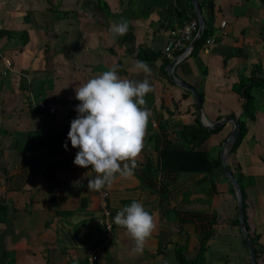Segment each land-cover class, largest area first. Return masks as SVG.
<instances>
[{"label": "crops", "instance_id": "1", "mask_svg": "<svg viewBox=\"0 0 264 264\" xmlns=\"http://www.w3.org/2000/svg\"><path fill=\"white\" fill-rule=\"evenodd\" d=\"M197 1L204 19L212 16L215 41L177 60L172 72L202 93V112L210 122L226 115L240 120L242 97L234 87L253 79L255 114L245 118L246 134L227 160L245 176L247 230L256 240L255 249L264 251V0H211L212 7L207 0ZM190 4L1 0L2 29L12 34L0 35V230L12 207L14 228L26 222L30 235L29 241L7 240L9 264H86L89 248L96 249L94 264H178V253L185 261L196 260L204 240L197 264H249L235 223V192L222 165L210 172H179L158 164L160 149L185 144L182 130L197 114L192 93L170 80L162 56L173 21L192 17ZM122 19L128 30L114 37L110 25ZM143 50L156 54L144 61L152 69L148 79L154 86L145 97L151 116L144 147L133 176H117L107 200L115 213L137 200L156 218L157 228L143 253L133 255L134 241L124 228L115 225L105 243L100 195L87 187L97 174L74 164L79 149L54 147V131L70 125L67 117L37 110L31 103L77 101L79 83L113 66L121 78L142 81L144 73L133 66ZM221 125L200 147L219 160L233 128L231 121ZM256 259L264 264V253Z\"/></svg>", "mask_w": 264, "mask_h": 264}, {"label": "clouds", "instance_id": "2", "mask_svg": "<svg viewBox=\"0 0 264 264\" xmlns=\"http://www.w3.org/2000/svg\"><path fill=\"white\" fill-rule=\"evenodd\" d=\"M128 22L112 23L109 31L114 37L126 34ZM134 69L143 72L140 80L125 79L118 75V66L79 83L75 89L77 118L71 121L68 140L79 149L74 164L91 167L97 174L89 179V190L111 188L117 176L131 178L138 166V158L144 147V137L151 111L145 107L146 95L154 91L148 77L151 67L144 61H136ZM64 148L68 149L67 141ZM114 224L126 229L134 241L133 255L142 254L147 240L157 228L154 214L149 213L142 202L133 200L114 217Z\"/></svg>", "mask_w": 264, "mask_h": 264}, {"label": "trees", "instance_id": "3", "mask_svg": "<svg viewBox=\"0 0 264 264\" xmlns=\"http://www.w3.org/2000/svg\"><path fill=\"white\" fill-rule=\"evenodd\" d=\"M207 4L209 7H212L211 0H207ZM190 6L192 5L190 4ZM192 17H195L194 13ZM212 23H213V19H212V16L210 15V17L207 20H205L203 34L201 38L198 40V43L196 47L192 50V52L197 51V49L205 42L206 38L209 37L213 33ZM5 32L12 34L11 32L7 30L0 29V35ZM22 34L23 36H25L24 42H26L27 33L24 31L22 32ZM155 57H156V54L149 55L145 52V50L138 53V58L141 61L152 60ZM169 61L170 60L165 59L163 67L166 64H168ZM252 83H253V79H252L251 84ZM251 84H247L245 86H237V87L235 86L234 87L235 91H237L242 97L243 113L240 119V129H239L238 137L228 155L229 157L233 156L238 145L240 144L244 135L246 134L247 125H246L245 118L252 119L255 114V110L253 108L254 104H253V95L251 93ZM198 94H199L200 100L202 101V98H203L202 93H198ZM78 102L80 103V101ZM70 125L55 129L54 135H53V144L55 148L66 150L64 148V144L67 141V144H68L67 150L77 149V148H73L71 145V141L68 140V132L70 131ZM221 127L222 125L214 129H211V130L204 129L201 126L198 116L195 112V117H194L193 122L188 125H185L182 130L181 137L185 144L179 145L178 147H175V148H162L159 150L158 152L159 167L161 169L179 171V172H210L214 168L221 169V162L219 158L213 159L212 157L209 156V154L206 151L200 149L201 144H203V142L207 140L211 134L218 132L221 129ZM228 164L231 168L233 175L235 176V178L237 179L241 187L243 211H244V218L246 222V206H247L246 205V191H245V184L243 182V179L245 176L240 172L239 167L237 165H234L231 162L229 163V161H228ZM231 191L234 192L232 187H231ZM3 209L6 210V208H3ZM1 219L4 220V217H2ZM237 222L238 220L235 219V223ZM251 240H252L253 246H255L256 240L253 236L251 237ZM204 241H201V246L196 255V260H193L192 262L185 261V259L181 256V254L178 253L177 254L178 264H197V262L201 260L203 257V253L205 250ZM255 251H256V257L258 256V254L264 253V251L258 250V248L255 249Z\"/></svg>", "mask_w": 264, "mask_h": 264}, {"label": "water", "instance_id": "4", "mask_svg": "<svg viewBox=\"0 0 264 264\" xmlns=\"http://www.w3.org/2000/svg\"><path fill=\"white\" fill-rule=\"evenodd\" d=\"M190 2L193 6L194 14H195V17H196V19L198 21V25H199L197 33L194 36V38L190 44L191 50H193L196 47L198 40L201 38V36L203 34L205 19L203 17L202 9H201L198 1L197 0H190ZM176 62H177L176 58L170 60V62L166 66V71L168 73L170 80L173 83L180 85L182 88H184V89H186L192 93V95L195 99V107H196L197 115H198V118L200 120L202 127L207 129V130H211V129H214V128L220 126L222 123H224L226 121H231L233 124L232 130L230 131L229 135L227 136V138L225 139V141L222 144L221 151H220V161H221V165H222L223 174H224L225 178L229 181V183L232 185L233 190L235 192L236 201H237L238 226H239L240 232L242 233V235L245 239V243H246V246L248 249L249 264H257L256 251H255V248L253 246L250 234L247 231L246 222H245V218H244L241 187H240V184L238 183L237 179L233 175L231 168L228 164V160H227L228 155H229V153H230V151H231V149H232V147H233V145H234V143L238 137V133H239V129H240V120L237 117L226 115L223 118H221L215 122L208 121L202 112L201 100H200V97L197 94V92L194 90V88L191 85L185 83L184 81H182L180 79H177L174 76L172 70H173V67H174ZM15 219H16V212H15L14 208L11 207V210H10L9 214L7 215V218L5 221V227L2 230H0V264H9V257H7L5 255L7 240H9L12 243H16L21 238H25L27 241H29V239H30V235L28 234L27 229H26V227H27L26 222L23 223L20 228L15 229L14 228Z\"/></svg>", "mask_w": 264, "mask_h": 264}, {"label": "built area", "instance_id": "5", "mask_svg": "<svg viewBox=\"0 0 264 264\" xmlns=\"http://www.w3.org/2000/svg\"><path fill=\"white\" fill-rule=\"evenodd\" d=\"M1 3V0H0ZM2 21L0 18V29L3 28ZM198 21L195 17H187L182 19H175L172 25L168 29L167 42L163 49V57L168 60L172 59H183L189 55L192 50L190 47L191 41L198 30ZM215 35L211 34L206 38L204 42L205 45H210L215 41ZM6 66H10L9 61H5ZM79 103L75 100H65V101H53V100H38L32 101L31 105L33 108L43 111L45 113L54 114L61 112L67 117L71 124V121L77 118L78 113L76 112V106ZM155 125V123H153ZM100 195V208L103 213V232L105 236V243L112 238L114 224V217L117 213L113 212L108 206V188L101 189L97 191ZM97 260V254L95 248H89L86 253V264H94Z\"/></svg>", "mask_w": 264, "mask_h": 264}, {"label": "rangeland", "instance_id": "6", "mask_svg": "<svg viewBox=\"0 0 264 264\" xmlns=\"http://www.w3.org/2000/svg\"><path fill=\"white\" fill-rule=\"evenodd\" d=\"M31 16H34V15L31 13Z\"/></svg>", "mask_w": 264, "mask_h": 264}]
</instances>
